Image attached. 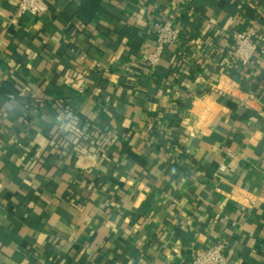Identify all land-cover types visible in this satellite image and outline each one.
I'll return each mask as SVG.
<instances>
[{"label":"crops","instance_id":"0c3cea01","mask_svg":"<svg viewBox=\"0 0 264 264\" xmlns=\"http://www.w3.org/2000/svg\"><path fill=\"white\" fill-rule=\"evenodd\" d=\"M81 1L50 0L12 26L18 0H0V264H191L217 242L229 264H264V0H101L89 26ZM163 21L178 41L148 71L139 57ZM132 29L140 56L123 45ZM248 29L257 52L244 67L228 53ZM59 86L71 111L54 117L41 98Z\"/></svg>","mask_w":264,"mask_h":264},{"label":"trees","instance_id":"16d2710c","mask_svg":"<svg viewBox=\"0 0 264 264\" xmlns=\"http://www.w3.org/2000/svg\"><path fill=\"white\" fill-rule=\"evenodd\" d=\"M46 4H47L48 10H49L50 0H47ZM100 9H101V0H82L76 9L75 15L81 19L82 24L84 26H89L90 24L94 23V20L97 17V14H98ZM155 23H160V22H155ZM106 31L108 32V34H111L113 32L109 28H107ZM152 33L154 35V42H153V45H154L155 34L153 31H152ZM124 34L125 35L123 37V45L126 48L127 52L131 53L134 56H140L139 54H140V52L144 46V43H145V38H144L145 35L136 29L126 30L124 32ZM170 46H172V45H168L164 48L163 53H162L161 58H160V61H159V64L156 68H158L160 65H162L164 59L166 58V56L168 54V49L170 48ZM139 60L141 62L140 67H142L148 71H152L146 64H144L142 62V57H139ZM231 70H234V69H231ZM256 79H254L255 81L251 82L249 79H245L244 76H242L239 79V85L242 89L247 90L248 92H255L258 89ZM2 92L7 93V91L5 89H3ZM70 92L71 91H69L66 86H59L54 91V93H55L54 99L49 98V97H42L41 102H47V101L49 102L50 101L51 102L50 107H51V110L54 114V117H59L61 115L66 114L68 111H71V107H70V104L68 102H69V100L72 99L73 95H71ZM10 93L15 94V92H13L12 90L10 91ZM180 101L184 102L182 99H180ZM181 102H179V103H181ZM183 104H185L186 108L188 107V103H183ZM227 106L231 107V108L232 107L237 108L236 105H231L229 103L227 104ZM76 117L78 120L77 126H78L79 130H81V132L82 131L85 132L83 134L82 138H84V140H87L86 134L90 135L94 139V145L99 150L98 155L100 157L103 155H105L107 157V155L112 152V148H111V146H107V145L104 146L105 136L103 135V132L99 128H97L90 120H88L87 117L81 116L78 113H76ZM177 129L181 130L179 128H177ZM171 130L172 129H170V127L167 128V134L169 133V138L173 139V140L176 139V142L179 145H181L180 142L184 141V137L186 136V133L182 132V131H178L179 134H182L181 138L178 139V138H175L173 134L171 135ZM150 142L151 143L155 142V138L153 141L150 140ZM73 151L76 153L78 151V148L74 147ZM98 162H102V158ZM111 180L113 181L114 184L120 186V184L117 183L116 180H114V179H111ZM94 185L100 186L101 182L99 180H95ZM79 200L80 199L77 197L76 188L72 187L69 191L68 201L71 202V204L80 205L81 201L79 202ZM72 209H73V207H72ZM224 257L226 259L227 264H229V259L227 258V256H225V254H224Z\"/></svg>","mask_w":264,"mask_h":264},{"label":"built area","instance_id":"2783aa9c","mask_svg":"<svg viewBox=\"0 0 264 264\" xmlns=\"http://www.w3.org/2000/svg\"><path fill=\"white\" fill-rule=\"evenodd\" d=\"M47 0H18L15 10L9 20V25H17L24 17L36 18L48 13ZM155 34V43L151 51L142 57V62L154 70L160 61L163 50L168 45L178 41V33L171 21L155 23L152 26ZM256 32L253 29L239 31L232 35L233 48L229 57L240 66H248L257 52ZM228 157L232 155L227 154ZM191 264H227L224 257V245L221 242L201 249L191 250Z\"/></svg>","mask_w":264,"mask_h":264}]
</instances>
